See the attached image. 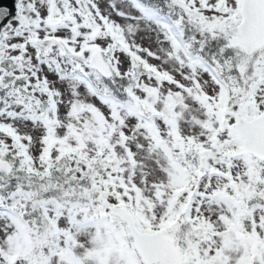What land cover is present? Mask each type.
Returning a JSON list of instances; mask_svg holds the SVG:
<instances>
[{
    "label": "snow or ice",
    "instance_id": "obj_1",
    "mask_svg": "<svg viewBox=\"0 0 264 264\" xmlns=\"http://www.w3.org/2000/svg\"><path fill=\"white\" fill-rule=\"evenodd\" d=\"M0 264H264V0H0Z\"/></svg>",
    "mask_w": 264,
    "mask_h": 264
},
{
    "label": "water",
    "instance_id": "obj_2",
    "mask_svg": "<svg viewBox=\"0 0 264 264\" xmlns=\"http://www.w3.org/2000/svg\"><path fill=\"white\" fill-rule=\"evenodd\" d=\"M5 2H9V0H5Z\"/></svg>",
    "mask_w": 264,
    "mask_h": 264
}]
</instances>
